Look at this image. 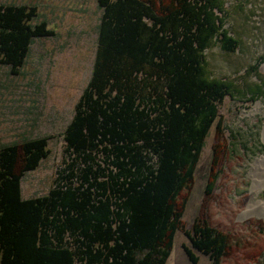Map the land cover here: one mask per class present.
Wrapping results in <instances>:
<instances>
[{
  "label": "trees",
  "instance_id": "obj_1",
  "mask_svg": "<svg viewBox=\"0 0 264 264\" xmlns=\"http://www.w3.org/2000/svg\"><path fill=\"white\" fill-rule=\"evenodd\" d=\"M91 78L67 125L63 166L46 195L25 199V175L49 158L48 138L0 139V264H167L206 139L222 130L231 84L208 70L225 28L222 0H98ZM36 7L0 6V61L21 67ZM261 93V91H259ZM213 190V184L207 194ZM194 264H222L229 238L198 217L185 230Z\"/></svg>",
  "mask_w": 264,
  "mask_h": 264
},
{
  "label": "rangeland",
  "instance_id": "obj_2",
  "mask_svg": "<svg viewBox=\"0 0 264 264\" xmlns=\"http://www.w3.org/2000/svg\"><path fill=\"white\" fill-rule=\"evenodd\" d=\"M222 1L225 28L240 47L226 52L216 42L206 60L211 75L232 87L219 105L221 133L212 127L193 185L180 198L186 202L184 230L177 232L167 264H194L184 231L198 217L228 236L222 264H264V216H242L264 202V188L254 190L249 176L264 155V0ZM1 5L36 7L34 23H46L52 33L33 40L21 67L0 61L1 142L44 137L51 151L38 170L25 175L27 199L46 195L63 166V134L91 78L101 11L98 0H0ZM194 253L198 264H211L209 257Z\"/></svg>",
  "mask_w": 264,
  "mask_h": 264
},
{
  "label": "bare ground",
  "instance_id": "obj_3",
  "mask_svg": "<svg viewBox=\"0 0 264 264\" xmlns=\"http://www.w3.org/2000/svg\"><path fill=\"white\" fill-rule=\"evenodd\" d=\"M263 139H264V129H263ZM249 176L253 180L254 190H261L264 188V155L255 161ZM251 213L264 216V202H259L256 203L254 206H251L249 208V211L245 212L242 216L246 217Z\"/></svg>",
  "mask_w": 264,
  "mask_h": 264
}]
</instances>
